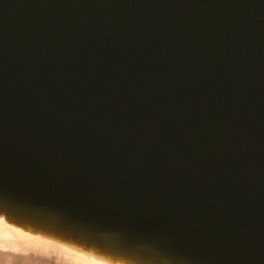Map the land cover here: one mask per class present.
I'll use <instances>...</instances> for the list:
<instances>
[{"label":"water","instance_id":"1","mask_svg":"<svg viewBox=\"0 0 264 264\" xmlns=\"http://www.w3.org/2000/svg\"><path fill=\"white\" fill-rule=\"evenodd\" d=\"M0 264H264V0H0Z\"/></svg>","mask_w":264,"mask_h":264}]
</instances>
